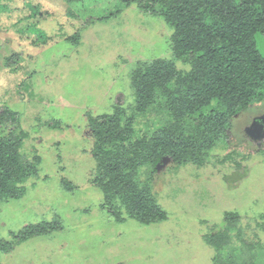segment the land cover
Here are the masks:
<instances>
[{"label":"rangeland","instance_id":"374dc122","mask_svg":"<svg viewBox=\"0 0 264 264\" xmlns=\"http://www.w3.org/2000/svg\"><path fill=\"white\" fill-rule=\"evenodd\" d=\"M171 33L160 17L119 0H0V111L18 113L1 120L0 138L22 137L30 173L19 196L0 202V264H213L207 238L224 229L227 213L243 224L229 226L219 264H264V233L252 229L264 215V99L231 117L201 148V162L162 153L154 168L117 169L164 214L149 224L94 183L92 118L133 112L137 141L171 122L193 134L199 115L223 110L214 103L177 121L159 88L136 106L135 70L169 56Z\"/></svg>","mask_w":264,"mask_h":264},{"label":"trees","instance_id":"16d2710c","mask_svg":"<svg viewBox=\"0 0 264 264\" xmlns=\"http://www.w3.org/2000/svg\"><path fill=\"white\" fill-rule=\"evenodd\" d=\"M119 1L126 8L135 5L160 17L172 29L167 39L169 56L135 70L132 88L136 106L146 107L159 88L177 121L180 116L196 113L214 103L223 108L221 112L211 110L208 115H199L193 134L177 133L171 122L152 137L144 135L137 141L131 137L133 112L126 113V120L120 119L119 112L91 119L95 137L92 153L100 168L94 183L106 195L116 196L115 203L124 206L132 217L149 224L164 214L159 213L146 191L131 183L128 173H118L117 169L124 163L126 166L132 163L134 169L147 163L154 168L163 154L171 155L174 160L183 156L182 165L187 162L186 156L201 162V148L209 146L216 134L230 126V118L264 99V54L260 48L264 36V0ZM170 83L174 84L173 88L168 87ZM17 116V112L5 106L0 111V122L6 119L13 123ZM11 136L0 138V202L19 196L21 183L30 176L21 161L22 137ZM126 153L130 156L122 161ZM34 167L37 170L36 163ZM63 185L66 189L73 188L66 179ZM238 217V213H227L224 229L207 238V243L215 249L213 264L221 260L217 252L229 238V226L243 224L237 221ZM252 225L255 234L264 233V215ZM43 227L28 226L23 239L41 233ZM239 240L245 241L240 236Z\"/></svg>","mask_w":264,"mask_h":264}]
</instances>
